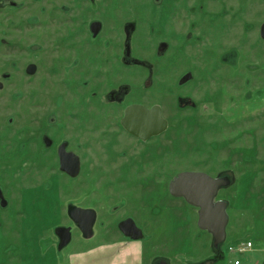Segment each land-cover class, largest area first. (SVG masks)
<instances>
[{
	"label": "rangeland",
	"instance_id": "1",
	"mask_svg": "<svg viewBox=\"0 0 264 264\" xmlns=\"http://www.w3.org/2000/svg\"><path fill=\"white\" fill-rule=\"evenodd\" d=\"M13 1L17 8L0 10V76L9 75L0 93V183L11 201L9 209L0 211V264H140L139 243L143 264L155 254L187 263L205 257L213 237L198 228V209L168 191L182 172L228 176L229 185L215 198L227 203L221 259L264 264V240L257 239L259 232L264 238V214L258 229L252 216L254 202L264 201V44L255 36L264 20V0H178L159 16L154 10L162 6L152 0H96L95 12L87 1ZM111 2L124 8H112ZM91 17L104 21L95 42L85 28ZM160 20L170 35L148 38V25ZM209 20L224 23L226 30H213L217 23ZM125 21L138 26L132 50L145 68L125 67L117 60ZM102 40L111 46L103 49ZM162 41L169 47L158 56ZM228 49L240 54L236 67L219 61ZM77 57L80 66L63 69ZM29 63L37 66L33 76L24 73ZM250 64L256 71L248 69ZM186 72L192 80L178 86ZM86 79L94 86H69ZM119 84L129 86L124 105L161 106L167 120L163 134L142 144L119 125L124 105L90 98L92 92L102 96ZM177 98L192 105L181 108ZM52 115L50 132L81 156L76 179L62 175L54 154L42 146ZM48 179L53 185L46 190ZM67 203L91 208L97 217L91 238L73 230L70 242L58 250L52 227L70 223ZM122 203L118 213L107 212ZM125 216L137 222L145 239L129 241L133 245L107 260L126 239L116 232L108 239L105 231ZM247 241L253 248L243 254L224 250ZM9 243L16 249L7 252V246L14 248Z\"/></svg>",
	"mask_w": 264,
	"mask_h": 264
},
{
	"label": "flooded vegetation",
	"instance_id": "2",
	"mask_svg": "<svg viewBox=\"0 0 264 264\" xmlns=\"http://www.w3.org/2000/svg\"><path fill=\"white\" fill-rule=\"evenodd\" d=\"M77 1H79V2L87 1L90 4L89 5V9L92 10L93 12L97 11V6L98 5L96 3V0H77ZM209 1L210 2H216V1H219V0H209ZM152 2H153V4H154L155 7H160V6L163 7V8L161 7V9L157 8V10H154V15L159 16V15H161V13L165 9L166 10H170V9L174 8L175 5H176V3L178 2V0H152ZM119 5H120L121 8H124V5L123 4L114 3V2H111L110 7H112V8H118L117 6H119ZM6 7L14 8L15 9V8L18 7V3H16L13 0H0V10H2L3 8H6ZM195 9L196 8H194V10ZM140 10L143 12V10H144L143 9V6L140 7ZM236 11L240 15V12L238 10H236ZM161 17H163V16H161ZM209 21L214 22V23H217L214 26H211L213 30H216V31H220L221 30L220 32L226 30V27H225V24L224 23H219L216 20H209ZM133 23H131L129 21H125V22H123L121 24V30H122V33H123V40H122L123 44H122V49H121L122 51H121L120 58H118L117 60L119 61V64H121L122 66H125V67H140V68H145L146 67V64L144 62L136 59L133 56L132 43H133L134 35L138 31L137 24L136 23L133 24ZM263 27H264V20L259 24V26H258V28L256 30V35H255L259 39L260 43H262V44H264V29H263ZM85 28H86L87 36H88L90 42H95L96 40H98L102 36V34L104 32V21L102 19L98 18V17H91L87 21V23L85 25ZM262 29H263V31H262ZM169 35H170V33H169V30H168V24L165 23V20L157 21V23L155 22L154 24L151 23V25H148V27H147V36L150 39H164V38H167ZM189 39L199 40L200 37L199 36L189 35ZM0 42H1V39H0ZM101 46H102L103 49H108L111 46V41L110 40H102L101 41ZM168 47H169V43L168 42H163L162 41V42L158 43V46L156 47V54L158 56H162L164 54V52L168 49ZM239 55L240 54H239V52L236 49H228V50L223 51V52L220 53V55H219V61L222 64H225V65H228V66H231V67H236L237 62H238V60L240 58ZM105 62L106 63H109V61H107V60H105ZM81 64H82L81 58L80 57H77L68 66H64L63 69L64 70L71 69V68L80 66ZM248 69L252 71L254 69H257V67H256V65L250 64L248 66ZM36 71H37L36 64L29 63L26 66V68L24 70V73L27 76H33V75H35ZM254 71H256V70H254ZM0 77H1L0 78V93H1V90H2V87H3V81H6L9 78V75L8 74H3ZM192 77L193 76H192V74L190 72H186L185 74H183L179 78V80L177 82V85L178 86H185V85H187L192 80ZM74 83H76L77 85H75ZM69 86H74L75 88H85L87 86H94V85H93V83H92V81L90 79H86L85 81H79L78 80V81L71 82ZM129 93H130L129 92V86H125V84H123V85L122 84H119L115 88H110L109 91H107L102 96H97L96 92H92L90 98L93 96L94 98H96L99 101H103L104 99L106 101L113 100V103H115L116 105L122 107L124 105L125 101H126V98L129 95ZM177 102H179L178 105L181 108L184 107L185 105L186 106L187 105H189V106L192 105L191 102L188 99H184V98H177ZM130 107H136V109H138V114L133 115V116H130V117H126V115H125L126 110L129 109ZM153 108L159 109V111H160V117L166 123L165 129L163 131H161L160 133H158L156 135H150L145 140H142L139 137L131 134L124 127V124L123 123H129V121H130L131 122L130 123V126L131 127L139 130L138 132H140V133H146V131L144 130V127H146L145 123L146 122H148V123L155 122V120H157L156 114H154V115L151 114L149 116H146V115L140 114V113H143L142 112V109L151 110ZM54 121H55V117L53 115L52 116H48V118H47V122H48L47 127L48 128H47V130H45V132L42 134V137H41L42 146L44 147V149L47 152L50 151L52 154H54L55 159L57 160V169L62 173V175L68 177L69 179H76L79 176L80 171H81V156L75 150L69 149L68 142H66L65 140H57V138L55 137V133L54 132H50V128L52 126H54L53 125L54 124ZM9 122H11V120H9ZM118 122H119L120 127L125 131L126 134H128L129 136H131L132 138H134L135 140H137L138 142H140L142 144H144L145 142H147L148 140H150L152 138H156V137L160 136L167 129V120L163 116V112H162L161 106L158 105V104L147 105L146 103L141 102V101L133 102V103H130V104H125L124 107L121 110V116H120ZM22 146H23V144H22ZM21 149L23 151L24 150V146L21 147ZM22 151H20L19 153H21ZM61 152H64L65 154H71L72 155L71 156L72 159H75L77 161L79 168H78V173H77V175L75 177H71L67 173L61 171V169H60V153ZM120 154L123 155V152H121ZM126 165L129 166L130 164L128 163ZM70 166L68 165V167H70ZM212 178L221 179V178H228V176H226L224 174V175H219V176H215V177H212ZM52 185H53L52 184V180H49L48 179V185H47L46 190L47 189H50L52 187ZM221 189H219V190H221ZM216 196H215V198H216ZM173 198H176V197H173ZM215 198L213 200L214 203L221 202L220 200L219 201H215ZM179 199H182L183 201H185L183 198H179ZM10 206H11L10 198L6 194V189H5L4 185L2 183H0V211L1 212L2 211H6L7 209H9ZM124 206H125V203L124 204L122 203L117 208H114L115 206L112 205L107 210V212L108 213H111L112 215L113 214H116L121 209H123ZM70 208H78V209H82V210H93L91 208L78 207L76 205H72V204H69V203L66 204V206H65V213H66V215H67L68 220H69L70 223L68 225H64V226L56 225V226H53L52 227V232L54 233V236H55V238L57 240L56 242H57V249L58 250H61V248L65 247L70 242L71 235H72L71 232L73 230H77L78 233H79V235L83 237L82 232L80 231V227H79L80 224H81V222H80L81 221V218H78L77 221H73V219H71V217L68 214ZM93 211L95 212V221H94V224H95L96 217H97V213H96L95 210H93ZM198 212H199V209H198ZM197 217H198V214H197ZM128 219H132V217L125 216L124 218H121V219H119V220H117L115 222L114 228L112 230H110V231H109V229L106 230L105 231V234L108 237V239H111V238L113 239V237H114L113 234L116 232L117 235H120L124 239H126V240H124V242L134 241V240H131L130 238L125 237L124 234L118 228L119 223L124 222V221H126ZM133 221L135 222V225L139 229H141L142 234L144 236V238L142 240H138V241H143L145 239V234H144L142 228L137 224V222L135 220H133ZM197 221H198V218H197ZM1 224H2V220H0V225ZM94 224H93V226H94ZM93 226H92V229H93ZM60 228H69L70 229V238H69V241L63 247H60L59 246V239H58V237L56 235V231L58 229H60ZM107 228H109V226ZM124 229L128 230L125 227H124ZM128 231H130V230H128ZM202 231H205V230H202ZM205 232L206 233H209L207 231H205ZM92 236H93V231H92L91 237ZM84 239H89V238H84ZM257 239H259V238L257 237ZM124 242H122V243H124ZM10 245H12L14 248H9L7 246L5 248L7 252L8 251L11 252V251H13V250L16 249V246L14 244L9 243V246ZM222 246H223V243H220L217 246H215L213 244V238H212V242L210 244V254H206L205 257H203V258H200L198 260L191 261L190 263H187L184 260V258H182V259H171V258H168L167 255H156L155 254V255H153L151 257V259H149V264H232L231 260L228 262V261H224V260L221 259L222 258V248H223ZM252 248H253V243L251 242V249ZM50 249L51 248H49V250ZM49 250L48 251H45V250L44 251H40L39 250V251H40V253H43V254H46L47 255L48 252H49ZM224 250H225V252L227 254L230 255V252L228 251L227 247L225 248V246H224ZM170 256H172V255H169V257ZM233 264H234V262H233Z\"/></svg>",
	"mask_w": 264,
	"mask_h": 264
},
{
	"label": "water",
	"instance_id": "3",
	"mask_svg": "<svg viewBox=\"0 0 264 264\" xmlns=\"http://www.w3.org/2000/svg\"><path fill=\"white\" fill-rule=\"evenodd\" d=\"M142 112L140 114L146 116L156 114L157 120L153 123H145L146 127H144V130L146 133H140L138 132L139 130L131 127L130 121L129 123H123L124 127L131 134L145 140L148 136L156 135L165 129L166 123L160 117L159 109H142ZM136 114H138L136 107H130L125 113L126 117ZM71 156V154H65L64 152L60 153V169L71 177H75L78 173L79 166L77 161L72 159ZM68 165L71 166L68 167ZM228 185V178L215 179L201 172H182L174 177L168 186V191L171 196L183 198L189 205L199 209L197 225L201 230H205L212 235L215 246L223 243L226 238L228 216L226 213L227 203L224 201L214 203L213 200L218 190ZM68 214L73 221L81 218L80 231L84 238H90L92 226L95 221V212L93 210L70 208ZM124 227L130 231L124 229ZM118 228L125 237L131 240L138 241L144 238L141 229L135 225L132 219L119 223ZM56 235L59 239V246L63 247L69 241L70 229L60 228L56 231Z\"/></svg>",
	"mask_w": 264,
	"mask_h": 264
},
{
	"label": "crops",
	"instance_id": "4",
	"mask_svg": "<svg viewBox=\"0 0 264 264\" xmlns=\"http://www.w3.org/2000/svg\"><path fill=\"white\" fill-rule=\"evenodd\" d=\"M263 204H264V201H261V200H256L254 202V204H253V210H252L253 211L252 212L253 215L252 216H253V219L255 221V223L253 224V227L256 228V229H258L259 226L261 225V223H262L261 220H262V218L264 216L263 215L264 214V212H263L264 211L263 210L264 209L263 208ZM261 215H263V216L261 217ZM257 236H259L258 237L259 240H264V238L261 239L260 232L257 234ZM133 243L134 242H124L122 244H116L115 247L112 249V251L105 256V259L110 260V261H113V259H114L113 257L119 256L122 253L123 249H126L127 247L133 245ZM123 256H124V258H127L128 257V254L124 253ZM138 258H139V263L140 264L143 263V261L145 259V252H144L143 244L142 243H139V254H138Z\"/></svg>",
	"mask_w": 264,
	"mask_h": 264
},
{
	"label": "built area",
	"instance_id": "5",
	"mask_svg": "<svg viewBox=\"0 0 264 264\" xmlns=\"http://www.w3.org/2000/svg\"><path fill=\"white\" fill-rule=\"evenodd\" d=\"M227 249L230 253L234 254H243L248 249H251V242H235L234 244L228 245ZM240 262L238 260H234V264H239Z\"/></svg>",
	"mask_w": 264,
	"mask_h": 264
}]
</instances>
